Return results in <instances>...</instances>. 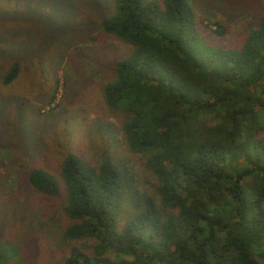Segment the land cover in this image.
<instances>
[{
  "label": "trees",
  "instance_id": "trees-1",
  "mask_svg": "<svg viewBox=\"0 0 264 264\" xmlns=\"http://www.w3.org/2000/svg\"><path fill=\"white\" fill-rule=\"evenodd\" d=\"M63 1L34 6L55 14ZM103 5L97 27L117 51L95 60L109 67L103 99L148 179L137 190L109 154L29 168V187L64 218L58 259L39 264H264V15L233 48L205 42L188 0ZM13 202L0 186V264H24L22 220L46 224L28 195L18 212Z\"/></svg>",
  "mask_w": 264,
  "mask_h": 264
},
{
  "label": "rangeland",
  "instance_id": "rangeland-1",
  "mask_svg": "<svg viewBox=\"0 0 264 264\" xmlns=\"http://www.w3.org/2000/svg\"><path fill=\"white\" fill-rule=\"evenodd\" d=\"M90 1L64 0L56 9L60 13L52 14L42 2L34 6L38 0H0V186L14 201L6 207L18 212L15 199L28 195L33 213L39 215L43 208L46 221L38 228L37 221L22 220L28 233L21 243L24 264L58 259L64 221L56 200L40 196L25 181L29 168L36 165L54 173L68 152L92 162L109 154L130 168L137 190L148 179L143 157L128 149L103 99L109 67L95 60L117 51L111 50L110 40L105 46L97 27L105 0ZM188 2L199 34L213 46L238 48L264 15V1ZM57 23L59 28L47 30ZM14 62H19L20 71L4 83Z\"/></svg>",
  "mask_w": 264,
  "mask_h": 264
}]
</instances>
